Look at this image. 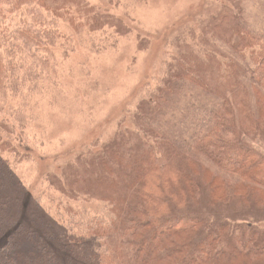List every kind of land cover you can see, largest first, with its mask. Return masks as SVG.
Segmentation results:
<instances>
[{"label":"trees","instance_id":"trees-1","mask_svg":"<svg viewBox=\"0 0 264 264\" xmlns=\"http://www.w3.org/2000/svg\"><path fill=\"white\" fill-rule=\"evenodd\" d=\"M244 2L229 0L200 32L173 40L174 63L153 77L129 125L59 183L48 174L102 213L63 234L45 224V236L16 231L0 264H264V28ZM81 8L0 0V118L19 84L42 76L23 54L44 65L36 53L53 46L59 13L80 27L72 11Z\"/></svg>","mask_w":264,"mask_h":264},{"label":"rangeland","instance_id":"rangeland-1","mask_svg":"<svg viewBox=\"0 0 264 264\" xmlns=\"http://www.w3.org/2000/svg\"><path fill=\"white\" fill-rule=\"evenodd\" d=\"M81 1L87 8L72 11L80 27L59 13L53 46L36 53L45 64L27 53L21 57L25 69L42 76L22 81L5 100L0 128L12 126L10 134H0V162H6L0 167V248L16 231L31 229L45 236L52 227L63 234L102 213L99 205L69 189L62 194L58 184L49 183L53 177L48 174L59 183L65 169L89 161L116 129L128 126L140 99L160 79L153 77L174 63L173 40L200 32L208 17L229 4V0ZM244 1L251 23L258 21L264 28V5ZM49 14L48 21L54 22ZM19 123L23 129L17 128ZM1 139L7 140L8 149ZM51 237L47 236L48 243L55 242Z\"/></svg>","mask_w":264,"mask_h":264}]
</instances>
